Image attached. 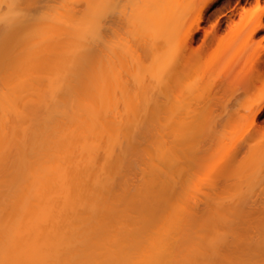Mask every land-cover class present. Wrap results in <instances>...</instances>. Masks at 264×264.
I'll list each match as a JSON object with an SVG mask.
<instances>
[{
  "label": "bare ground",
  "instance_id": "bare-ground-1",
  "mask_svg": "<svg viewBox=\"0 0 264 264\" xmlns=\"http://www.w3.org/2000/svg\"><path fill=\"white\" fill-rule=\"evenodd\" d=\"M151 1L139 36L165 50L155 18L171 7ZM106 14L107 0H0V264H264V193L185 191L181 114L113 93L124 56Z\"/></svg>",
  "mask_w": 264,
  "mask_h": 264
},
{
  "label": "rangeland",
  "instance_id": "rangeland-1",
  "mask_svg": "<svg viewBox=\"0 0 264 264\" xmlns=\"http://www.w3.org/2000/svg\"><path fill=\"white\" fill-rule=\"evenodd\" d=\"M145 1L107 0V43L111 47L113 41L123 53L117 52L118 58L124 56V61L120 59L123 71L122 66L118 67L121 75L124 72L122 78L119 76L124 89L113 83L117 85L113 93L117 92L123 101L139 98L140 105L149 99L155 108L163 105L160 108L166 109L168 116L181 114L186 137L184 155L186 163L191 162L190 167L186 165L190 173L184 170V178L198 179L194 184L186 181L185 191L208 194L219 190L226 195L249 190L263 195L264 112L255 119L253 115L264 102V0H219L207 9L210 0H152L156 1L153 11L157 14L164 4L169 8L176 5L174 13L171 8L164 10L168 17L164 12L159 13L163 17L155 16L162 18H155V22H162L158 30L164 36H160L163 45L167 40L171 42L165 50L160 44L159 51L151 50L139 36L137 22L145 17L146 4L151 0ZM137 7L144 8L143 15L136 14L138 19L133 25L130 22ZM259 23L261 28L253 32ZM190 33L192 41L185 42ZM109 52L106 54L111 55ZM174 116L173 127L178 120Z\"/></svg>",
  "mask_w": 264,
  "mask_h": 264
}]
</instances>
